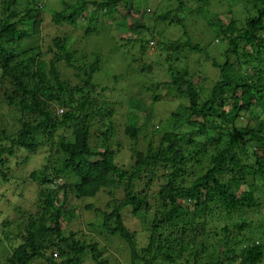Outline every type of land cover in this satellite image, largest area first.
Wrapping results in <instances>:
<instances>
[{
	"label": "trees",
	"instance_id": "obj_1",
	"mask_svg": "<svg viewBox=\"0 0 264 264\" xmlns=\"http://www.w3.org/2000/svg\"><path fill=\"white\" fill-rule=\"evenodd\" d=\"M42 1L0 0V186L14 214L0 223V243H13L0 264H81L83 257L92 264L262 263L264 0H228L225 14L210 12L214 0H158L156 12L130 0H60L56 24L84 19L87 37L103 17L134 34L115 39L118 50L152 47L154 57L131 58L130 83L116 92L93 81L99 53L83 47L78 54L61 35L46 50L38 44ZM166 25L178 26L181 37L158 40ZM203 28L214 29L211 48ZM186 52L203 55V70L209 63L219 77L200 79ZM134 76L150 104L125 94ZM112 91L115 100L107 97ZM175 95L184 102L156 123L154 104ZM121 134L129 143L118 142ZM127 147L123 165L118 154ZM33 155L41 167L26 172ZM27 183L36 192L20 205ZM100 193L106 198L97 205L90 199ZM86 212L94 213V231L125 243L128 261L104 255L83 231ZM128 219L142 221L145 244Z\"/></svg>",
	"mask_w": 264,
	"mask_h": 264
},
{
	"label": "rangeland",
	"instance_id": "obj_2",
	"mask_svg": "<svg viewBox=\"0 0 264 264\" xmlns=\"http://www.w3.org/2000/svg\"><path fill=\"white\" fill-rule=\"evenodd\" d=\"M44 1V7H43V12H42V22L39 26V30L35 33V40L37 39L38 44H41V46H44L45 50L47 49V46L50 45L51 39L55 35H61L67 40V46L69 48H73L80 53L81 49L85 47V52H88L90 55L91 52L93 53H99L101 56V68L99 71H97L94 74L93 81L103 84L104 86H108L112 90H117V91H124V87L126 86L127 83H130V80L128 76L130 77V74L127 76V72L129 73L130 71V65L132 61V57L139 55L144 56L143 58L149 59L150 55L154 57V51L152 47H148L145 50H143V53H139L138 50V44H135L134 50L133 49H122L121 51L117 49L116 47V41L115 39H132L134 38V34L131 32L126 31L123 29L121 26L118 27H113L109 25L111 20L109 19L105 23L102 22L103 17H100L99 20L100 22H96V30L92 32L91 34L87 35V37H84V31L88 27V24L86 25L87 27L83 26L84 19L77 20L74 25H69L66 23H62L61 25L56 24L54 21H52V16L55 10H59V7L61 5L60 0H43ZM42 1V3H43ZM69 2H73V0H67ZM131 1V6L133 5L134 8L138 7L141 11L144 12L146 8L152 9L153 12H156L158 8H163V5H160L157 3L158 0H130ZM220 0H214L211 2V4L208 6L209 10L211 13L215 12L216 14H225L228 6L227 2L228 0H222V2H219ZM130 6V5H129ZM240 5H232L231 9L235 12L238 11ZM140 13V12H139ZM140 15V14H138ZM141 15H144L146 18L150 16L148 13H142ZM237 15V13H236ZM239 15V14H238ZM86 22V21H85ZM153 24V22H150V25ZM202 26L203 24L200 23ZM105 26V29L103 28ZM106 30V31H105ZM203 28V37L207 38V43L210 45L213 41V31L214 29H209ZM181 29L178 26H170L167 27V25L163 28V32L158 31L156 36L157 39L160 40L161 42H167L170 39H176L181 37ZM113 35L115 38H113ZM136 36V35H135ZM202 36V35H201ZM147 39V37H146ZM33 42V41H32ZM201 42V41H200ZM214 46V43L210 46V48ZM160 49V46H159ZM128 50H132L131 52ZM141 51V50H140ZM156 51H158L156 47ZM161 51V50H160ZM186 52V57L187 60L186 62L189 64V68L193 70L192 68H196L199 71L200 74V79H207L208 81H214L219 77V71L216 69L210 70L211 66L210 64H206V69L203 70V65L205 62L202 64L199 63L198 59H203V55L195 53H188ZM211 53V51H210ZM162 54V53H161ZM215 55H217V58L223 62V58L221 57V54L219 55V52H215ZM159 54L156 52L155 58H157ZM163 58H165V54L162 55ZM50 55L46 54L44 56V59L48 61ZM182 63V62H181ZM183 64V63H182ZM62 70L65 69V66L61 68ZM67 73H70V70H66ZM207 71V72H206ZM114 76H117V79L114 78ZM132 79V82L130 84V89L129 91L133 90L131 93L127 92L125 93L127 96L131 97H136L140 99H144L147 104L151 103L150 97L148 93H145L143 89H137L135 85L133 84V79H136L134 76ZM167 80V79H165ZM141 84L142 86H145L147 89H149L151 92H156L157 87H154L155 82H152L151 79L147 78L144 79L143 77L141 78ZM112 91L109 96H107L110 100L111 99H116L117 95L115 92ZM107 92V90H106ZM108 93V92H107ZM113 93V95H112ZM158 93V92H157ZM106 96V95H105ZM184 100L177 97L176 95L174 96L173 101H168V100H162L160 102H157L154 104L152 107L153 111V116H154V121L159 123L161 120H164L165 118L168 117V115L172 112L174 108H178V106L183 103ZM117 118L120 122L124 121V110H119L117 109ZM142 118V117H141ZM138 122H141V119H138ZM122 135V134H121ZM124 139L125 143H129V141L123 137L122 139H119V143H121ZM129 147L127 149L121 151L118 155L119 160H122L123 165L127 163V159L129 156ZM43 157V155L41 154ZM35 155H33L29 161V163L25 166V169L23 170L26 172H29L33 169H38L41 167V164L39 162V159H35ZM250 183H252L250 181ZM27 187V192L25 193V197L23 198V204L21 203L20 205H27V202H32V199L34 198V193L36 192V188L32 186V184H26ZM7 192V187L5 186H0V223L4 218H10L14 214L10 212V208L6 205V200L1 197V193ZM13 197V193H7V198L8 197ZM106 198V195L104 193H100V196L95 199H90L92 200L93 203H96L99 205L101 202H103ZM98 201V202H97ZM19 203L17 202V205ZM90 222H95V217L93 212H86L84 214V222L82 224V229L83 231L87 234L93 233L97 240L100 242V246H103L104 250V255L106 256H114L117 257L121 262H126L125 260L128 259V253L123 249L125 247V243L119 239L117 240L115 237H109L106 235L104 232L97 231L90 227L88 223ZM86 225V226H84ZM127 225L131 230H136L137 231V241L139 242V245H143L146 242V239H144L145 232L142 231V228H144L142 221L138 220L135 221L133 219H128ZM85 228V229H84ZM13 229H15L13 227ZM16 230V229H15ZM256 230H252L251 232L247 233L248 237H252L253 234L255 233ZM99 232V233H98ZM13 243H0V257L4 256L6 250L5 248H9L10 245ZM128 261V260H127ZM81 264H92L89 258L83 257V261ZM264 264V260L262 263Z\"/></svg>",
	"mask_w": 264,
	"mask_h": 264
}]
</instances>
